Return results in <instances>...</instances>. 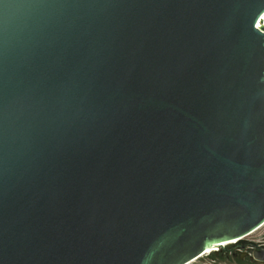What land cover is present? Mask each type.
<instances>
[{
	"label": "water",
	"instance_id": "water-1",
	"mask_svg": "<svg viewBox=\"0 0 264 264\" xmlns=\"http://www.w3.org/2000/svg\"><path fill=\"white\" fill-rule=\"evenodd\" d=\"M263 224L264 0H0V264H189Z\"/></svg>",
	"mask_w": 264,
	"mask_h": 264
},
{
	"label": "rangeland",
	"instance_id": "rangeland-1",
	"mask_svg": "<svg viewBox=\"0 0 264 264\" xmlns=\"http://www.w3.org/2000/svg\"><path fill=\"white\" fill-rule=\"evenodd\" d=\"M264 238V224L251 233L250 235L244 237L242 241H252L258 243ZM235 243V242H233ZM233 243L226 244L222 248H215L211 253L207 255H202L198 259L192 261L189 264H255L249 259H239L238 255L231 254L230 252L234 250L232 247ZM237 243V242H236Z\"/></svg>",
	"mask_w": 264,
	"mask_h": 264
},
{
	"label": "flooded vegetation",
	"instance_id": "flooded-vegetation-1",
	"mask_svg": "<svg viewBox=\"0 0 264 264\" xmlns=\"http://www.w3.org/2000/svg\"><path fill=\"white\" fill-rule=\"evenodd\" d=\"M234 250L231 251V254L238 255L239 259H249L255 264H264V261H257L254 259V256L264 259V238L258 243L252 241H238L237 243L232 244Z\"/></svg>",
	"mask_w": 264,
	"mask_h": 264
},
{
	"label": "bare ground",
	"instance_id": "bare-ground-1",
	"mask_svg": "<svg viewBox=\"0 0 264 264\" xmlns=\"http://www.w3.org/2000/svg\"><path fill=\"white\" fill-rule=\"evenodd\" d=\"M234 241H232L231 243H233ZM225 244H223V246H224ZM215 248H211V249H208V250H206V252H205V254H203V255H207V254H209V253H211V251L212 250H214Z\"/></svg>",
	"mask_w": 264,
	"mask_h": 264
}]
</instances>
